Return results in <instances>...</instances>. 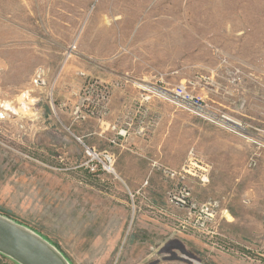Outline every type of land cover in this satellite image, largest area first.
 Here are the masks:
<instances>
[{"label": "rangeland", "instance_id": "1", "mask_svg": "<svg viewBox=\"0 0 264 264\" xmlns=\"http://www.w3.org/2000/svg\"><path fill=\"white\" fill-rule=\"evenodd\" d=\"M0 214L71 264H264V0H0Z\"/></svg>", "mask_w": 264, "mask_h": 264}, {"label": "water", "instance_id": "2", "mask_svg": "<svg viewBox=\"0 0 264 264\" xmlns=\"http://www.w3.org/2000/svg\"><path fill=\"white\" fill-rule=\"evenodd\" d=\"M0 254L18 264H71L39 233L0 214Z\"/></svg>", "mask_w": 264, "mask_h": 264}, {"label": "built area", "instance_id": "3", "mask_svg": "<svg viewBox=\"0 0 264 264\" xmlns=\"http://www.w3.org/2000/svg\"><path fill=\"white\" fill-rule=\"evenodd\" d=\"M164 94H168L169 96H172L175 99L178 98L181 102L190 104V106L195 107L197 110H200V111L201 110L202 111L205 110V107L206 106H204V102L201 99L195 98L194 96H192L191 94H189V92L187 91V89H186V87L184 85L178 86L177 87V90L174 89L173 91H171V92H165ZM89 154L92 157H94L93 159L98 158L95 155V153L89 152ZM111 161H112V156L111 155H108L107 154V155L104 156L102 162H104L103 165H104V168L105 169H106L107 164L112 165V162ZM91 170L92 171H95L96 168L95 167H91Z\"/></svg>", "mask_w": 264, "mask_h": 264}, {"label": "bare ground", "instance_id": "4", "mask_svg": "<svg viewBox=\"0 0 264 264\" xmlns=\"http://www.w3.org/2000/svg\"><path fill=\"white\" fill-rule=\"evenodd\" d=\"M223 120L226 121V122L229 123V124H232L233 126H234V125L236 126V123H237V122L231 120V118H230V119H228V118H223ZM237 125H238V124H237ZM235 126H234V127H235ZM239 128H240V127H239Z\"/></svg>", "mask_w": 264, "mask_h": 264}, {"label": "crops", "instance_id": "5", "mask_svg": "<svg viewBox=\"0 0 264 264\" xmlns=\"http://www.w3.org/2000/svg\"><path fill=\"white\" fill-rule=\"evenodd\" d=\"M98 247H99V246H91L89 252H92V253L95 252V253H96V251H98ZM86 252H88V251H86Z\"/></svg>", "mask_w": 264, "mask_h": 264}]
</instances>
